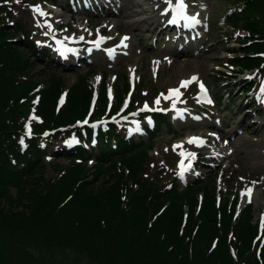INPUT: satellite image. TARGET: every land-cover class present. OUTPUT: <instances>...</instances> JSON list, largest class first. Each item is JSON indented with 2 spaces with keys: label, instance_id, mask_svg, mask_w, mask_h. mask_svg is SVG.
<instances>
[{
  "label": "trees",
  "instance_id": "obj_1",
  "mask_svg": "<svg viewBox=\"0 0 264 264\" xmlns=\"http://www.w3.org/2000/svg\"><path fill=\"white\" fill-rule=\"evenodd\" d=\"M11 2L0 0V197L31 213L17 211L9 216L0 212V264H42L38 249L42 253L75 251L93 264H264L261 237L260 254L249 249L257 233L252 206L236 222H230L231 237L239 247L234 258L226 231V220L234 210L229 209L228 201L216 206L214 197L207 193L204 215H196L193 208L187 212L186 207L196 204L200 186L180 189L169 183L164 188L148 178L154 136L147 141H129L110 124L107 129L98 128L99 138L91 151L79 146L49 154L41 147L42 139L71 137L91 144L95 130L79 125L90 113L91 72L76 76L61 107L65 85L60 71L48 72V85L37 96L40 84L31 75L35 64L29 53L38 54L39 50L22 22L7 24L12 17L8 9ZM239 5L246 9L235 14L231 25L246 30L248 36L240 49L242 55L237 52L228 60L240 72L263 68L264 0H240ZM42 54L47 56L48 51ZM105 84L103 81L89 123L111 115ZM214 84L219 86L217 79ZM128 88L126 82L124 92ZM118 97L120 103L122 93ZM217 98L220 101L221 96ZM165 121L159 117L157 127ZM28 124L31 132L27 138ZM21 139L25 144H20ZM47 156L67 163L58 164L57 176L48 181L42 174V160ZM91 158L94 165L88 164ZM99 179L102 183L97 192H89ZM11 189L19 195L10 197ZM21 224L28 231H22ZM19 229L21 236H16ZM215 239L217 245L208 252Z\"/></svg>",
  "mask_w": 264,
  "mask_h": 264
},
{
  "label": "rangeland",
  "instance_id": "obj_2",
  "mask_svg": "<svg viewBox=\"0 0 264 264\" xmlns=\"http://www.w3.org/2000/svg\"><path fill=\"white\" fill-rule=\"evenodd\" d=\"M29 1L30 3H26L25 0H19V2L16 0V7H11L12 17L6 22L12 25L13 22L21 21L39 50L38 54L29 53L35 64L31 75L40 84L36 90L37 96H39V90H44L48 85L50 71H60L59 73L62 74V83L65 88L60 102L66 101L69 88L76 81V75L85 73L88 67L96 72L89 80L92 90L91 101L93 92L96 94L100 85L101 73L108 76V99L111 102L121 95L120 92L124 90L126 82L132 83L135 80L136 90L132 95V106H135L136 102H141L140 107L148 103L155 109L168 110L166 116L172 123L171 127L163 125L154 136L153 148L150 151L153 163L150 166L148 178L164 188L173 179L181 187L188 184L200 186L196 194V204H191L188 209L186 207L187 212L193 208L196 215L201 212L203 214L202 207H204L207 193L214 197L216 206L228 201L229 209H234L232 216L226 220L227 239L231 242V254L234 258H237L239 247L234 243L235 237H231L234 231L230 222H236L239 208L253 204V223L256 225L257 233L251 238L249 249L253 254L257 252L259 255L258 238L264 235V128L262 127L264 124V74H260V85L257 89L243 96L241 93L249 86H247L246 77L258 72L249 71L238 75L231 71L226 60L227 57L235 56L236 50L242 49L239 43L243 40L239 39L238 30H232L230 25L231 18L245 10L246 6L239 8L240 0H192L190 2L184 0L187 5L185 11L190 13L194 21H199L201 38L181 42L178 39L176 41L175 30L172 28L163 30V26L160 27L161 22H166L172 13L176 15L172 7L167 3H161L163 0L153 2L119 0V5H123V8L116 14L105 17L103 12L97 15H82L80 11H77L73 14L75 16L73 21L65 12L47 13L50 6L46 4V1L65 5L66 0ZM177 3L178 0H172L173 7ZM36 6H39L46 15L34 11ZM154 7L156 12L153 11ZM239 32L245 34L242 31ZM100 34L103 35V39ZM170 35H172L171 38ZM111 37L116 38L115 41L104 49V46L111 43ZM125 37H127L126 40ZM65 43L67 45L60 46ZM83 44H86V49L82 58L88 59L90 57L88 53L97 52L93 55L94 64L91 60L89 65L80 67L75 56L69 57V49ZM125 44L127 47H124ZM45 50L48 51L47 56L42 54ZM109 50H112L111 53ZM239 54L242 55V53ZM77 57L81 56L77 55ZM215 73L218 75L216 76ZM193 77H197V80L189 83L187 87H181L183 81H192ZM213 77L219 84L217 88H215ZM257 77L258 75L252 83L257 80ZM201 84L208 90L210 97L208 92L205 93L201 89ZM176 88L179 89L180 96L166 99L170 90ZM218 93L219 96L223 94L224 104L231 96L235 97L234 105L230 108L224 107V104L222 107H213ZM158 98L159 105L155 103ZM210 98L214 103L207 102ZM250 102L249 106L255 107L248 110L249 108L244 104ZM255 104L262 107L261 110L257 109L261 115L254 111L255 108H259ZM207 107L212 111L207 110ZM199 108L206 111L209 117L198 121L199 117L195 115V112ZM137 117L136 114L118 116L114 126L119 127L127 123L125 126L128 134L133 135L135 134L133 126L138 128L141 124L146 125L147 122L146 120L138 122ZM106 126L103 125V127ZM218 136L223 139L215 144ZM143 137L145 138L146 135ZM194 138L196 142L190 143L189 141ZM75 143L76 140L73 139L50 142L41 140L40 142L49 154L66 148L71 149ZM220 150L227 151L228 155L219 158L217 155ZM186 153L188 155H185ZM42 162L45 166L42 174L47 181L57 176L58 164L61 166L67 164L63 158L57 159L51 156L44 157ZM187 169H189L188 172ZM126 173L125 175L128 176ZM42 182L40 179L39 183ZM101 183L100 179L96 181L89 192H97ZM248 189L252 190L250 197L247 195ZM17 195L19 194L16 190L11 189L9 196ZM105 209L110 210V208ZM17 211H25L26 215L31 213L22 206L16 209L7 198L0 197L2 214L10 216ZM50 229L49 231L53 232ZM21 230L28 231V227L21 224ZM21 230L15 233L16 236L17 234L21 236ZM263 244H261L262 248H264ZM216 245L217 239L211 243L208 252L213 251ZM1 251L5 253L7 259L5 250L1 249ZM38 252L42 264H93L85 255L75 251L54 249L44 250L42 253L38 249ZM248 252L243 254L248 256Z\"/></svg>",
  "mask_w": 264,
  "mask_h": 264
},
{
  "label": "bare ground",
  "instance_id": "obj_3",
  "mask_svg": "<svg viewBox=\"0 0 264 264\" xmlns=\"http://www.w3.org/2000/svg\"><path fill=\"white\" fill-rule=\"evenodd\" d=\"M151 2L155 1V0H150ZM161 1V0H158ZM165 0H163L164 3ZM160 3V4H161ZM123 5H119V0H94L93 3L90 5L89 10L93 13L99 12V11H103L105 12L107 15H113L118 13L120 10H122ZM153 11L156 12V7L153 8ZM167 12H165L166 14ZM172 16H175L174 14ZM178 16L176 15V19ZM165 24V22H161V26ZM166 25V24H165ZM172 26H175V23H171ZM181 27H183L184 25H180ZM192 26H187L185 25L183 28V32H188ZM99 84V83H98ZM113 103L115 104V106H118L117 108L121 109L122 111L128 110V108H130L129 104H125V99L122 98L121 102L119 103V97H115ZM262 127L264 128V124L262 125ZM223 139V137L218 136L217 140L214 142L215 144H218L221 140ZM229 144V142H228ZM228 152L225 150H220L219 154L217 155L219 158L223 157V156H227ZM187 172L189 171V169L186 170Z\"/></svg>",
  "mask_w": 264,
  "mask_h": 264
},
{
  "label": "snow or ice",
  "instance_id": "obj_4",
  "mask_svg": "<svg viewBox=\"0 0 264 264\" xmlns=\"http://www.w3.org/2000/svg\"><path fill=\"white\" fill-rule=\"evenodd\" d=\"M17 2H19V0H17ZM165 2H166L170 7L173 8V11L176 12L177 16H183V14H184V12H185V10H186V7H187V5L184 3V0H178V3H177L174 7L172 6V0H165ZM34 11L40 13L41 15H46V13H44L43 10H42L41 8H39V6H36V7L34 8ZM185 18H187V17H185ZM193 19H194V18H193ZM170 22H171V23H176V22H177L176 17H174ZM195 22H196V23H199V21H195ZM237 35H239V33H238ZM81 39H83V37H81ZM102 39H103V38H102ZM124 39L126 40L127 37H125ZM97 47H99V42H97ZM124 47H127V45L125 44ZM109 51H110V53H111L112 50H109ZM196 80H197V77H193V78H192V81H183L182 84H181V87H187L189 83H191V82H193V81H196ZM200 87H201V89L206 93V89H204L203 84H201ZM161 95H163V94H161ZM173 96H175V97H179V96H180V91H179L178 88H176V89H171L170 92H169V96H168V97H165V98H166V99H171ZM207 102H208V103H211V100H208ZM61 103H63V100H61ZM155 103H156L157 105H159V103H160L159 98L155 101ZM145 109H148L147 104L145 105ZM85 122H86V121H85ZM28 130H29V134H30V131H31L30 126H29V129H28ZM189 142H190V143H191V142H196V140H195V138H194L193 140H190ZM178 147H179V146H178ZM189 155H192V154H189ZM251 191H252L251 189H248V190H247V195H248L249 197L251 196Z\"/></svg>",
  "mask_w": 264,
  "mask_h": 264
}]
</instances>
